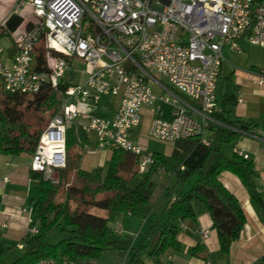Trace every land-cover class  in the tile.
Listing matches in <instances>:
<instances>
[{"label":"built area","instance_id":"built-area-1","mask_svg":"<svg viewBox=\"0 0 264 264\" xmlns=\"http://www.w3.org/2000/svg\"><path fill=\"white\" fill-rule=\"evenodd\" d=\"M25 7L33 15L32 27L19 36L11 59H0V81L10 94L34 96L47 88L59 97L56 113L39 135L28 166L53 186L61 184L66 132L77 120H83L82 132L94 133L98 148L135 155L139 174L154 165L153 154L129 134L140 124L141 109L156 100L170 106L171 120L154 118L149 137L162 143L197 138L206 145V126L216 123L218 114L222 49L238 50L236 41L241 38L264 47V0H15L10 14ZM39 42L46 72L31 70V54ZM72 58L88 66L85 80L74 85L65 81ZM256 83H264V69ZM151 85L162 95L157 98ZM102 97L119 98L111 119L97 114ZM233 154L247 159L235 148ZM155 173L166 174L160 166ZM1 180L8 182L6 176ZM32 212V206H24L12 213L26 216L29 236L38 233L30 225ZM201 237L206 239L208 231L202 230ZM36 264L57 263L44 259Z\"/></svg>","mask_w":264,"mask_h":264},{"label":"trees","instance_id":"trees-1","mask_svg":"<svg viewBox=\"0 0 264 264\" xmlns=\"http://www.w3.org/2000/svg\"><path fill=\"white\" fill-rule=\"evenodd\" d=\"M21 23V17L11 15L0 25V38L10 36ZM31 27L32 23H27L25 29L30 30ZM40 46L41 42L31 54V70L34 72L47 71L44 51ZM12 50L14 52L15 48ZM65 87L64 84L62 89ZM234 97V93L229 92L222 97L224 104L229 101V106L215 116L216 123L208 124L211 134L206 145L197 138L176 141L171 156L152 153L154 165L145 174L137 171V157L122 150L112 151L103 176L100 170L92 174L81 171V143L85 134L71 127L66 132V177L73 175L75 182L65 190L63 201L56 203L57 186L29 171V178L38 183L37 198L31 202L38 233L25 235L20 240L23 250L9 264H36L40 260L57 257L58 264H82L95 261L104 250L114 251L121 257L132 251L129 264H164L162 258L168 251L180 249L177 224L186 220L195 222L201 213L210 217L220 251L228 253L231 244L240 235L245 216L238 200L219 181V174L227 171L236 176L250 199L264 212L255 185L253 163L235 154L227 158L222 152L224 145L235 142L247 130V125L235 115L234 102L231 101ZM55 105V93L47 88L34 96L10 94L3 90L0 81V154H32L39 135L56 113ZM31 110L48 112L45 122L32 130L25 122L26 113ZM158 166L163 167L166 173L174 172L180 182L191 177L196 179L187 191L176 195L173 201L171 194H166L165 225L158 231L152 248L147 244L132 250V238L115 234L110 224L125 215L138 219L148 216L152 194L150 178ZM180 166L184 167V171H179ZM54 227H60L64 237L57 244H49L45 234ZM17 245L0 241V258L12 255ZM201 249L196 246L192 255L198 256ZM206 258L203 255V259ZM258 264H264V259H260Z\"/></svg>","mask_w":264,"mask_h":264},{"label":"crops","instance_id":"crops-1","mask_svg":"<svg viewBox=\"0 0 264 264\" xmlns=\"http://www.w3.org/2000/svg\"><path fill=\"white\" fill-rule=\"evenodd\" d=\"M14 1L0 0V25H3L11 16L10 11ZM24 12L31 13L30 7L23 8L16 16L21 17ZM27 23H32V21H27ZM22 31H26L25 27ZM19 32L17 28L11 35L16 36ZM17 40L18 37L13 39L7 55L2 60L11 59L12 49L16 47ZM236 44L239 48L238 50L229 46L222 49L225 61L221 66L216 88L218 115L222 113L224 108L229 106V101L226 104L223 103L222 97L224 94L228 92L234 93L235 97L231 101L234 102L235 115L247 125L245 132H254V135L241 134L235 142L224 145L222 152L225 157L232 158L233 148H235L247 155V160L253 163L256 189L261 196L262 205H264V83H256L259 72L264 69V56L260 57L252 53L249 46L258 47L262 50H264V47L251 45L245 38L238 39ZM0 51L2 53L1 49ZM151 90L157 98L162 95L155 85H151ZM239 98L243 102L239 103ZM185 100L190 105L196 106L189 100ZM118 104V97H102L97 107V114L102 118L111 119ZM154 118L171 120L170 106L156 100L151 107H143L141 109L140 124L130 131L129 137L134 143L139 144L143 150L169 157L173 152L174 143L161 142L164 147L157 149V145L150 147V143L145 140V137H149L148 129ZM82 123L83 120H77L72 127L80 130ZM84 134L85 139L81 143L83 152L80 156L79 168L81 171L90 174L100 170L103 176L113 149L98 148L94 133ZM210 134L211 132L207 125L206 137ZM21 162V159H18L17 156L0 154V241L5 243L14 241L18 245H20V240L27 235V218L26 216L14 217L12 213L19 207L32 206L31 202L37 198L31 196L30 189L24 194L18 190L19 185H22L25 178L28 186L34 182L29 178V162ZM20 167H24L25 171L20 170ZM154 175L162 176L156 173ZM5 176L8 178V182H2L1 179ZM165 176L168 179L160 184L157 197L159 202L161 201V216L163 218L165 216L164 210L168 203L166 194L169 192L172 196L171 201H173L176 195L187 191L196 179V177H193L185 182H180L174 172H167ZM218 179L224 188L238 200L244 212L245 223L238 239L231 244L228 253H222L216 232L212 228L210 217L206 213H201L197 216L195 222L186 220L177 224V241L180 243V249L178 251H168L162 258L164 264H258L260 259H264V212L250 199L246 188L236 176L230 172L223 171L219 174ZM173 180H176L175 183H173ZM152 184L153 182L151 181V186ZM150 203V212L145 219L139 220L130 215H125L110 224L111 230L122 238H132L131 235H135V237L133 236L134 239H132V250L137 249L140 245H146L151 235L158 233L165 225V222L161 225V222L157 220V214H154L153 207L155 203L152 208ZM30 218L32 220L30 225L35 226L33 213ZM2 224L6 225V227L3 228ZM202 230L208 231L206 239L201 237ZM136 243H140V245L134 248ZM196 246L202 249L199 251L198 256H193L192 250ZM19 250H23V247ZM131 255L132 251L125 254V257H128L125 263L129 264ZM203 255H206V260L203 259ZM87 264H94V262L89 261Z\"/></svg>","mask_w":264,"mask_h":264},{"label":"rangeland","instance_id":"rangeland-1","mask_svg":"<svg viewBox=\"0 0 264 264\" xmlns=\"http://www.w3.org/2000/svg\"><path fill=\"white\" fill-rule=\"evenodd\" d=\"M21 17H22V23L18 27V31H20L21 33L19 32L16 36L15 35H10V36L3 35L0 38V49L2 50V53L0 55L1 59H4L5 56L7 55V52L9 50L11 44L13 43V39L15 37H18V38H19V36L21 37V34L23 32L22 30L25 27L26 22L27 21H32V22L34 21L31 13L24 12V13H22ZM0 18H1V16H0ZM40 47L43 49V45ZM249 47H250V50L252 53H254L260 57L264 56V50H262L258 47H254V46L253 47L249 46ZM43 51H44V49H43ZM87 71H88V66L86 63H84L80 59L72 58L71 59V69H70L69 73L66 75L65 81L70 85H74L76 83L83 82V80L85 78V74ZM160 82L162 84H164L170 91H172L174 93L176 92V90L172 86H170L169 83H167L164 79H160ZM55 97H56V105L54 108L57 110L59 97L58 96H55ZM47 114H48L47 111L42 112V113H36L33 110L27 111L26 117H25V122L27 125L30 126L31 130L35 129L45 122ZM145 140L150 143V147H152L154 145L155 146L157 145L156 146L157 149H162L164 147V145L161 144V142H158V141L152 139L151 137H145ZM30 155L20 154L17 157H18V159H21V161H22L21 163H28V162H30ZM19 169L25 171L24 167H20ZM191 178H193V177H191ZM166 179H168V178L165 176V174L162 176L152 175L150 178V180L153 182V184L150 188L151 193H152L151 194L152 202L150 204H151V208H152L153 204L155 203V205L153 207L154 214L155 215L157 214L156 215L157 220H159L161 222V225H163V223L165 222V216H164V218L161 216V214H162V208L160 207L161 201L159 202L157 197H158V192L160 190V184L164 183L166 181ZM175 181L176 180H173V183H175ZM74 182L75 181L73 180V175L71 177H66V169H65L63 172L62 178H61V184H59L57 186L58 192L55 196V202L56 203L63 201L65 190L67 189V187L70 184H72ZM37 186H38V183L36 181L30 183V185L28 186L26 178H25V181L22 183V185H19L18 190H19V192L24 194L27 190L30 189L31 194H32L31 196L37 197V195H38ZM98 214L103 215V212H99ZM163 219H164V221H163ZM139 220H141V219H139ZM157 235H158L157 232L153 233V236L151 235L150 240L147 241L148 242L147 244L150 245L149 248H152L153 243L157 238ZM131 236H132V239H134L135 235H131ZM63 237H64V235L61 232L60 227H54V228L48 230L45 234L46 241L49 244H57L59 241H61L63 239ZM8 244L17 245V244H15L14 241L9 242ZM139 245H140V243H136L134 248H137ZM20 251L21 250L16 249L12 255L2 256L0 258V264H9L10 262H12L13 259L17 258L21 254ZM127 258L125 256H123V257L119 256L114 251L104 250L100 254V256L95 261H92V262H94V264H128V263H125ZM53 260H55L56 263L58 264L59 257H57V259H53ZM82 264H87V263L84 262Z\"/></svg>","mask_w":264,"mask_h":264}]
</instances>
